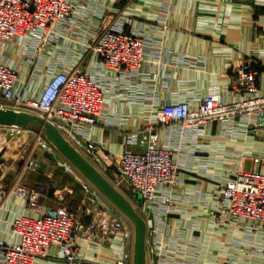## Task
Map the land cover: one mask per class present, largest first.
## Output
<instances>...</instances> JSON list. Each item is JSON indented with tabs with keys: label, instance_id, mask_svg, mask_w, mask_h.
Wrapping results in <instances>:
<instances>
[{
	"label": "built area",
	"instance_id": "2783aa9c",
	"mask_svg": "<svg viewBox=\"0 0 264 264\" xmlns=\"http://www.w3.org/2000/svg\"><path fill=\"white\" fill-rule=\"evenodd\" d=\"M54 4L50 12L43 6ZM0 0V43L24 40L33 47L31 62L41 55L45 47L56 45L63 35V27L74 12L73 0ZM167 12V7H164ZM51 13V16L48 14ZM151 32L146 28H126L125 23H114L102 28L86 45L101 66L89 71L75 67L45 69L35 65L29 79L35 82L45 75L47 83L40 92L21 89L18 67L0 58V106L36 113L53 123L88 159L121 189L125 184L135 194L137 208L147 223V253L153 264H196L187 259L175 245L178 238L170 233L167 219L172 211L173 187L182 182L180 166L173 160L172 147L160 141V131L204 130L209 122H219L230 131L248 133L255 131L264 137V89L260 71L244 62L233 67L229 89L232 97L225 99L218 87L206 95L193 91L178 93L171 100L148 101L149 108L140 128L129 134V143L138 149L114 153L102 142L91 138L90 129L97 123L120 127L121 116L108 115L105 110L106 95L120 93L138 100L144 94L148 76ZM1 50V49H0ZM35 63V62H32ZM115 71L117 75H108ZM140 83V87H137ZM134 90V91H133ZM133 92V93H132ZM135 92V94H134ZM29 126L0 124V142L9 141L12 135L29 131ZM41 144L56 153L58 149L46 137L43 128L39 133ZM4 153V152H3ZM59 153V152H58ZM2 155V154H1ZM60 155V153H59ZM241 158L242 153H239ZM263 153L255 156L259 161ZM58 164L71 173L83 186L78 205L58 194L57 203H48L41 190L27 182L20 172L5 185L9 194L27 200L32 213H20L11 222L19 240L0 238V264H35L39 258L60 259L63 264H84L85 254L77 239L111 243L119 234L124 247L113 264H134L135 225L97 186L84 177L75 165L63 155ZM30 170L38 171L39 161L26 162ZM59 188V185H56ZM144 201L139 203L138 196ZM219 211L226 222L246 232L244 241L232 242V253L227 262H236L235 251L251 254L263 250L264 242V170L239 168L230 173L219 196ZM218 215V217H219ZM256 252V253H258ZM250 257V256H249ZM250 264H262L249 258Z\"/></svg>",
	"mask_w": 264,
	"mask_h": 264
},
{
	"label": "crops",
	"instance_id": "0c3cea01",
	"mask_svg": "<svg viewBox=\"0 0 264 264\" xmlns=\"http://www.w3.org/2000/svg\"><path fill=\"white\" fill-rule=\"evenodd\" d=\"M73 1L74 12L63 27L61 39L56 45L46 47L40 58L36 56L32 61L35 63L30 60L32 47L24 40L1 42L0 58L18 67L21 89L35 94L48 81L45 75L35 82L30 81L35 65L45 69L79 67L98 71L101 70L99 62L84 44L103 27L120 22L128 29H150L152 43L147 69L151 80L144 82L148 83L144 94L143 91L136 93L138 100L127 97L124 89L116 96L107 94L106 113L121 116L120 127L100 122L90 129L91 138L114 153L139 148L138 144L129 143V134L140 128L148 113V101H168L178 93L190 91L206 95L212 87H218L225 99L230 98L232 69L244 62L260 71L264 89V0ZM108 75L117 74L109 71ZM160 141L172 147L173 160L181 167L183 177L182 182L173 187L172 211L167 219L170 233L178 238L176 248L186 253L182 256L193 259L196 264H250L249 258L264 264V245L261 252L255 249L250 255L237 250L234 252L237 261H226L227 255L232 253V242L243 240L246 248L252 247L244 241L245 231L223 222L225 215H219L218 208L222 187L232 171L239 168L264 170V158L255 160L259 153L264 155V137L255 131H230L214 121L198 133L170 132L163 128ZM48 158L46 166L41 165L38 172L28 175L27 182L41 190L50 204L58 202V194H64L78 205L84 190L82 184L57 165L58 158ZM20 166L18 162L12 164L16 170ZM9 172L11 169L0 176V238L15 242L19 237L13 232L11 222L20 213L32 212L26 199L9 194L5 188L12 180ZM104 174L114 183L110 174ZM215 208L217 215L212 212ZM258 240L264 242L261 236ZM77 242L86 256L84 264H113L124 247L121 234L111 243L84 236H79ZM150 255L147 253V264H153ZM50 258H39L35 264H63L60 259Z\"/></svg>",
	"mask_w": 264,
	"mask_h": 264
},
{
	"label": "water",
	"instance_id": "95a60500",
	"mask_svg": "<svg viewBox=\"0 0 264 264\" xmlns=\"http://www.w3.org/2000/svg\"><path fill=\"white\" fill-rule=\"evenodd\" d=\"M39 124L49 141L70 160L83 174L97 186L135 225L134 264H147V223L136 205L53 123L42 116L26 110L0 106V124L29 126ZM142 203L143 197H137Z\"/></svg>",
	"mask_w": 264,
	"mask_h": 264
},
{
	"label": "rangeland",
	"instance_id": "374dc122",
	"mask_svg": "<svg viewBox=\"0 0 264 264\" xmlns=\"http://www.w3.org/2000/svg\"><path fill=\"white\" fill-rule=\"evenodd\" d=\"M29 50H31V52L33 53V47L32 49ZM40 131H41V126L36 122H34L31 124V127H29V131H27L26 133L25 132H21L18 134L16 133L15 135H12V139H9L7 143L6 141L0 142V176L3 175V172L5 170L7 171V169L8 170L11 169V172H9L8 174L9 175L12 174V179L20 172L24 173V175L28 177L30 173L38 172L42 167H40L38 171H33L30 170L28 167H25L26 162L31 163L33 161H39L41 165L44 167L46 166L44 163L47 161V158L49 156L55 157L54 159L56 158H58V160L60 159V156H62L63 154L59 150L58 152L60 153V155L58 152L54 154L48 151L46 146L41 144V141L39 139ZM58 160H56L57 165L60 166L62 169H65L61 164H58ZM13 162L20 163L21 166L19 167V169L16 170L15 168L12 167ZM78 171L82 173V175H84L83 172H81V170L78 169ZM84 177L86 176L84 175ZM1 180H3V178H1ZM122 188L123 189L120 190L135 205H137L134 197L135 194L133 193L132 190H130V188H128V185L125 184L124 187Z\"/></svg>",
	"mask_w": 264,
	"mask_h": 264
},
{
	"label": "bare ground",
	"instance_id": "6f19581e",
	"mask_svg": "<svg viewBox=\"0 0 264 264\" xmlns=\"http://www.w3.org/2000/svg\"><path fill=\"white\" fill-rule=\"evenodd\" d=\"M48 2H51V0H48ZM52 3V2H51ZM54 8V4H50L48 3L47 5H44L43 6V13H46V12H50L52 9ZM46 11V12H45ZM48 16H51V13L48 14ZM0 29L2 30H6L7 29V26H1ZM119 188V187H118Z\"/></svg>",
	"mask_w": 264,
	"mask_h": 264
}]
</instances>
